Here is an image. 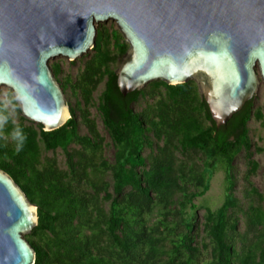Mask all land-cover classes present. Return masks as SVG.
I'll return each instance as SVG.
<instances>
[{
  "label": "trees",
  "instance_id": "trees-1",
  "mask_svg": "<svg viewBox=\"0 0 264 264\" xmlns=\"http://www.w3.org/2000/svg\"><path fill=\"white\" fill-rule=\"evenodd\" d=\"M110 38L113 49L110 48ZM129 49L130 44L119 31L110 34L99 30L93 49L95 56L78 83H75L84 101L89 102L99 80L106 78L99 111L115 148L114 165H109L105 159L100 164H89L80 152L78 162L76 154H69V173L60 171L54 163L41 166V143H44L47 151L58 148L68 150L74 142L81 143L90 151L102 149L103 139L83 107V122L90 131L89 136L80 135V124L74 108H71V118L67 123L55 131L47 132L41 124L37 127L11 125L10 133L16 138L14 145L9 144L5 134L0 132V169L6 171L38 207L39 225L33 233L48 232L57 237V240L45 246L29 239L37 253L36 264H136L147 256V251L153 254L158 251L156 241L151 236L142 229H135L139 216L145 210L152 212L158 205L168 209L166 214H172V206L178 203V214L186 231L181 234L170 254V264H194L200 252L194 246L195 239L192 237L198 209L194 200L207 192L208 185L201 178L197 192L181 186L182 178L175 177L174 161L168 150L175 141L183 151L203 152L212 163L208 168L222 163L227 169L229 187L226 200L218 210L208 212L206 229L214 243L212 264H236L240 256L237 257L231 232L238 231V223L231 217L230 211L238 207V202L233 192L235 182L232 171L236 157L244 149L251 148L249 122L254 115L255 98L246 103L226 125L218 127L205 98L200 99L195 93V81L178 85L154 81L153 85L165 88V97L156 102L151 112L138 113L133 104L141 96H147L146 91L139 89L123 95L118 86L117 71L112 68V64L120 56H125ZM52 68L58 78L62 72L61 66L56 64ZM61 85L66 91L70 83ZM80 105L78 103L79 108ZM183 105H187L190 112L183 110ZM195 113L203 114L208 124L198 120ZM257 117L263 118L260 112ZM151 133L157 141L163 140L165 144L157 145L158 152L151 153V164L146 168L145 147L154 146ZM257 150L264 154V144ZM98 165L101 167L98 168ZM257 166L253 162V169H257ZM78 167L87 177L89 167L99 173L111 171L112 192H109V186L96 183L93 186L96 193L91 198L87 193L76 190L68 178L76 173ZM101 193H104L102 199L110 201L107 213L99 204ZM254 193L257 194V191ZM179 195L184 199L176 200L175 197ZM250 211L251 228L264 226V211L254 207ZM80 220L93 224L95 232L92 238L81 235L76 225ZM104 236L109 239L113 252L107 255L92 254L90 242L95 246L98 239ZM248 253L242 264H264V236L261 243L250 247Z\"/></svg>",
  "mask_w": 264,
  "mask_h": 264
},
{
  "label": "water",
  "instance_id": "water-1",
  "mask_svg": "<svg viewBox=\"0 0 264 264\" xmlns=\"http://www.w3.org/2000/svg\"><path fill=\"white\" fill-rule=\"evenodd\" d=\"M114 20L130 44L117 70L123 95L154 81L198 83L218 127L264 84V0H0V87L22 116L47 132L71 118L50 61L96 45L97 23ZM38 207L0 169V264H36L27 240Z\"/></svg>",
  "mask_w": 264,
  "mask_h": 264
},
{
  "label": "rangeland",
  "instance_id": "rangeland-1",
  "mask_svg": "<svg viewBox=\"0 0 264 264\" xmlns=\"http://www.w3.org/2000/svg\"><path fill=\"white\" fill-rule=\"evenodd\" d=\"M97 30L107 31L111 34L112 31H120L118 24L114 20L97 23ZM112 40L110 38L109 44L112 48ZM113 49V48H112ZM95 56V51L92 49L82 57L70 60L65 57H57L50 61L51 68L59 64L62 72L57 78L60 83L68 85L65 91L67 103L71 108L76 109V117L79 121V132L81 136H89L90 131L84 121V112H88V116L97 126V130L103 139L102 149L95 152L86 149L84 145L79 142L72 143L68 150L58 148L57 150L47 151L44 143H41V166H48L54 163L58 169L62 172H70L69 154H76V161L78 162L80 152L83 153V158H87L89 164H97L102 162L103 159L114 165L115 163V148L113 146L112 139L103 124V117L99 111L100 98L105 90L106 78L99 80L96 88L92 94V100L85 102L80 90H76L75 83L82 77L86 66L92 61ZM124 56H120L116 63L112 64L114 70H118ZM53 69V68H52ZM197 88L195 93L202 99L204 98L198 83L195 82ZM75 88V89H74ZM146 91L147 96H141L139 101L133 104V108L138 113L151 112V108L156 107V102L164 99L166 90L162 86L158 87L153 85V82L149 83L143 88ZM78 103H81L80 108ZM183 110L190 112L187 105L182 106ZM262 114V119L257 117V113ZM71 115V113H70ZM195 117L208 124L204 115L201 113H195ZM20 124L26 126L37 127L38 124L33 123L22 116L21 110L18 105V101L11 89L7 87H0V132H2L6 141L14 145L16 143L15 136L10 133V126L18 127ZM249 136L251 141V148L244 149L235 159L234 168L232 171L235 186L233 189L234 196L238 202V207L230 211L231 217L238 223V231L231 232V241L237 251L236 264H242V260L245 259V255H248L251 246L261 243L264 236V226L257 225L256 229H252L250 226L249 214L251 213V207L264 211V154L260 153L257 149L263 147L264 144V84L262 83L258 94L254 101V115L249 122ZM151 140L154 142L153 148L146 146L144 150V156L147 159V167H150L151 153L158 152L157 145L164 146L165 142L162 140L157 141L153 134H150ZM171 152L175 177L182 178L180 184L183 188L188 189L191 192H197L199 190L198 182L203 178L207 185V192L199 196L194 200L198 209L196 212V223L192 232V237L195 239L194 246L199 249V255L194 264H212L214 263V243L211 241L206 229V217L209 211H216L224 204L226 195L228 193V173L225 165L222 163L211 166L212 163L208 161L205 154L201 151H183L179 144L175 141L174 144L168 148ZM253 162L256 163L257 169H253ZM101 166L98 165V168ZM88 177L84 175L82 169L78 167L76 173L71 174L68 180L72 183L74 188L80 192L87 193L86 195L91 198L96 193L94 189V183L101 184L103 187L109 186V192H112V175L111 171L106 173L94 172L93 168L88 169ZM184 178V179H183ZM130 189V188H129ZM127 189V190H129ZM257 191V194L254 191ZM104 193L100 194V206L107 213L110 209V201L102 199ZM176 200L184 199V196H176ZM173 213L166 214L168 209L162 205H158L152 212L145 210L141 216H139L138 224L135 225V229H142L145 234L151 236L156 241V247L158 251L155 254L147 251L143 258L136 264H170V254L175 249L176 244L180 239L181 234L186 231L184 223L181 222V217L178 214L180 204L172 206ZM189 210V209H188ZM98 212L94 214L96 218ZM79 227V232L82 236H89L92 238L94 230L93 224H88L85 220H80L76 223ZM97 231V230H96ZM34 232V231H33ZM26 235L27 240L35 241L37 244L43 246L53 243L57 240L53 234L48 232H37ZM261 239V240H260ZM260 240V241H259ZM90 250L92 254H106L113 252L110 247L109 239L104 236L98 239L95 246L90 242ZM253 254V253H252ZM257 259L260 261L258 253ZM107 255V254H106ZM151 255V256H150Z\"/></svg>",
  "mask_w": 264,
  "mask_h": 264
}]
</instances>
